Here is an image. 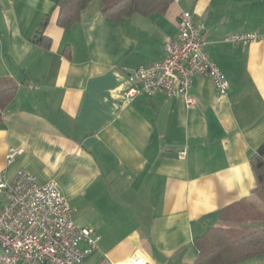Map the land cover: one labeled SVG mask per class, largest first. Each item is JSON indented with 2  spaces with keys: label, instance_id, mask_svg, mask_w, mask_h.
I'll list each match as a JSON object with an SVG mask.
<instances>
[{
  "label": "crops",
  "instance_id": "1",
  "mask_svg": "<svg viewBox=\"0 0 264 264\" xmlns=\"http://www.w3.org/2000/svg\"><path fill=\"white\" fill-rule=\"evenodd\" d=\"M116 1L93 0L67 31L58 0H0V79L18 84L1 112L0 175L22 169L59 184L74 223L100 236L85 264L134 253L150 264H195L194 240L210 228L264 230L251 165L264 145V42L224 41L264 35V0H173L165 13L112 23L102 7ZM183 11L204 29L229 91L197 77L193 106L163 94L128 101L129 74L165 58ZM10 148L23 149L12 164ZM240 264H264V255Z\"/></svg>",
  "mask_w": 264,
  "mask_h": 264
},
{
  "label": "built area",
  "instance_id": "2",
  "mask_svg": "<svg viewBox=\"0 0 264 264\" xmlns=\"http://www.w3.org/2000/svg\"><path fill=\"white\" fill-rule=\"evenodd\" d=\"M192 16L183 11L178 17L177 38L165 43L163 60L129 74V88L124 92L128 101L163 94L169 99L184 98L188 106H193L195 100L189 93L197 77L210 78L218 93L227 94L230 83L207 55L204 29ZM224 41L264 42V35L235 34ZM22 152L10 148L8 164ZM5 179L0 175V190L6 196V204L0 207V264H85L86 258L98 250L100 236L94 229L74 223L72 209L55 180L41 185L22 169L11 180ZM121 264L150 262L134 253Z\"/></svg>",
  "mask_w": 264,
  "mask_h": 264
},
{
  "label": "trees",
  "instance_id": "3",
  "mask_svg": "<svg viewBox=\"0 0 264 264\" xmlns=\"http://www.w3.org/2000/svg\"><path fill=\"white\" fill-rule=\"evenodd\" d=\"M93 0H58V25L67 30L81 20L82 13ZM173 0H117L102 7V14L112 23H121L135 14L149 17L155 12L165 13ZM47 18L36 35L37 43H45L42 36L48 25ZM50 43V42H48ZM50 45V44H48ZM18 84L13 79H0V120L2 113L15 98ZM258 182L256 195L264 203V145L251 160ZM198 249L195 264H240L264 255V230L213 227L194 240Z\"/></svg>",
  "mask_w": 264,
  "mask_h": 264
},
{
  "label": "rangeland",
  "instance_id": "4",
  "mask_svg": "<svg viewBox=\"0 0 264 264\" xmlns=\"http://www.w3.org/2000/svg\"><path fill=\"white\" fill-rule=\"evenodd\" d=\"M251 229H256V230H257V228H256V227H251Z\"/></svg>",
  "mask_w": 264,
  "mask_h": 264
}]
</instances>
